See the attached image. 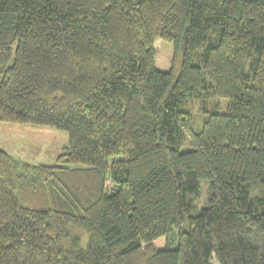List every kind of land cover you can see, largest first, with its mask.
<instances>
[{
  "label": "trees",
  "instance_id": "1",
  "mask_svg": "<svg viewBox=\"0 0 264 264\" xmlns=\"http://www.w3.org/2000/svg\"><path fill=\"white\" fill-rule=\"evenodd\" d=\"M0 123L68 135L0 150V264H264V0H0Z\"/></svg>",
  "mask_w": 264,
  "mask_h": 264
},
{
  "label": "rangeland",
  "instance_id": "2",
  "mask_svg": "<svg viewBox=\"0 0 264 264\" xmlns=\"http://www.w3.org/2000/svg\"><path fill=\"white\" fill-rule=\"evenodd\" d=\"M156 51V67L161 71H168L172 55L171 44L157 41L154 44ZM226 98L205 96L189 102V108L199 125L202 116L206 115L204 107L209 108L216 104L220 112H225ZM210 103V104H209ZM68 135L65 131L57 130L50 126L20 125L0 123V150L33 165H54L56 157L67 151ZM183 145L181 149L186 148ZM201 198L198 204L203 205V199L207 195V183H200Z\"/></svg>",
  "mask_w": 264,
  "mask_h": 264
}]
</instances>
